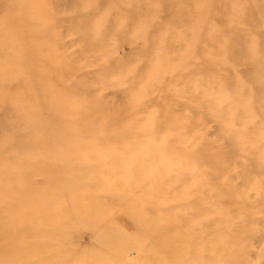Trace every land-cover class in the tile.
<instances>
[{"label": "rangeland", "instance_id": "374dc122", "mask_svg": "<svg viewBox=\"0 0 264 264\" xmlns=\"http://www.w3.org/2000/svg\"><path fill=\"white\" fill-rule=\"evenodd\" d=\"M0 264H264V0H0Z\"/></svg>", "mask_w": 264, "mask_h": 264}]
</instances>
